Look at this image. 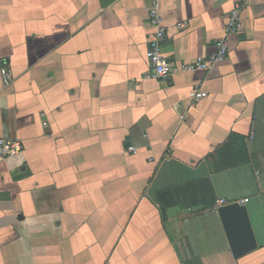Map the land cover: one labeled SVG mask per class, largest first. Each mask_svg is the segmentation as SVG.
Masks as SVG:
<instances>
[{
    "label": "crops",
    "instance_id": "0c3cea01",
    "mask_svg": "<svg viewBox=\"0 0 264 264\" xmlns=\"http://www.w3.org/2000/svg\"><path fill=\"white\" fill-rule=\"evenodd\" d=\"M235 5L224 62L158 80L151 0H0V139L22 145L0 160V264H264V0L157 10L179 64L214 52ZM221 199H248L257 249L238 259Z\"/></svg>",
    "mask_w": 264,
    "mask_h": 264
},
{
    "label": "built area",
    "instance_id": "2783aa9c",
    "mask_svg": "<svg viewBox=\"0 0 264 264\" xmlns=\"http://www.w3.org/2000/svg\"><path fill=\"white\" fill-rule=\"evenodd\" d=\"M158 0H151V9L149 11L148 20L154 28V33L151 36L148 48L145 54V59L149 65L150 73L145 78H154L163 80L168 76H173L179 73H189L194 71H208L212 66L222 63L226 60L229 50L228 40L233 34H236L241 27L240 8L235 5L230 15L228 16L223 30V35L214 41V52L204 58H196L189 63L175 64L167 60L163 54V46L167 41L165 29L161 26L160 15L157 10ZM184 28V24H178L177 29ZM0 74L4 85H8L12 77L4 69L0 70ZM191 101L193 104L198 103L207 97V94L200 86H194L190 93ZM22 150V145L18 141L0 139V160H4L19 154ZM129 151L134 152L130 148ZM248 199L240 202H227L224 199L217 200L213 210L216 212L220 207L232 204H246Z\"/></svg>",
    "mask_w": 264,
    "mask_h": 264
},
{
    "label": "water",
    "instance_id": "95a60500",
    "mask_svg": "<svg viewBox=\"0 0 264 264\" xmlns=\"http://www.w3.org/2000/svg\"><path fill=\"white\" fill-rule=\"evenodd\" d=\"M234 259L257 249L255 232L245 204L232 203L217 210Z\"/></svg>",
    "mask_w": 264,
    "mask_h": 264
}]
</instances>
